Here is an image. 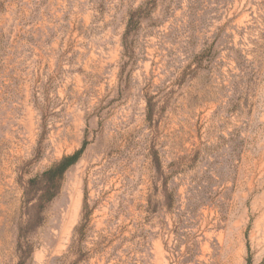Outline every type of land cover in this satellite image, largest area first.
<instances>
[{
  "label": "rangeland",
  "instance_id": "rangeland-1",
  "mask_svg": "<svg viewBox=\"0 0 264 264\" xmlns=\"http://www.w3.org/2000/svg\"><path fill=\"white\" fill-rule=\"evenodd\" d=\"M146 1L0 0V264H264V0Z\"/></svg>",
  "mask_w": 264,
  "mask_h": 264
},
{
  "label": "trees",
  "instance_id": "trees-1",
  "mask_svg": "<svg viewBox=\"0 0 264 264\" xmlns=\"http://www.w3.org/2000/svg\"><path fill=\"white\" fill-rule=\"evenodd\" d=\"M149 0L139 5L136 9L130 11L128 15V21L126 25L125 32L122 36V45L126 51L127 48V39L130 34L139 26L142 17L147 15L151 12L152 7L149 5ZM207 54V51H203L200 54L194 57V60L197 64H201L203 62V58ZM243 66H241L240 71L243 72ZM153 114L151 102L147 100V115L148 118L151 119ZM86 144H82V146L74 151L72 154L62 156L57 162L50 165L46 170H44L41 174L30 178L24 190V197L25 203H30L32 200H35V204L33 208H40L43 209L46 204L51 202L59 193L64 181L65 173L74 166L78 160L80 159L81 155L85 150ZM87 206L83 205L82 207V221L83 223L78 228L80 231V235L76 240L72 243V245L80 244L82 241L83 236L81 235L87 220H88V211H86ZM85 211V213H83ZM77 231V230H76ZM74 248L76 246H73ZM72 246L69 249V253H73ZM249 261V258H248ZM75 264V263H73Z\"/></svg>",
  "mask_w": 264,
  "mask_h": 264
},
{
  "label": "bare ground",
  "instance_id": "bare-ground-1",
  "mask_svg": "<svg viewBox=\"0 0 264 264\" xmlns=\"http://www.w3.org/2000/svg\"><path fill=\"white\" fill-rule=\"evenodd\" d=\"M74 200H75V198H74ZM74 200H73V201H74ZM75 202H76V204H78L77 201H75ZM73 204H74V203H72V206H73ZM76 204H75V205H76ZM76 206H78V205H76ZM73 208H75V207H73ZM75 213H76V212H75ZM73 215H74V214H73ZM70 219H71V218H70Z\"/></svg>",
  "mask_w": 264,
  "mask_h": 264
}]
</instances>
